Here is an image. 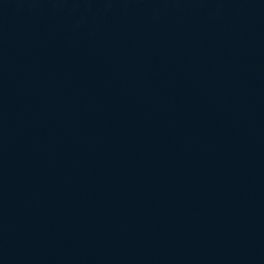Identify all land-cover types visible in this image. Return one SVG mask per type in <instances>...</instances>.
Here are the masks:
<instances>
[{
  "label": "water",
  "instance_id": "1",
  "mask_svg": "<svg viewBox=\"0 0 264 264\" xmlns=\"http://www.w3.org/2000/svg\"><path fill=\"white\" fill-rule=\"evenodd\" d=\"M0 264H264V0H0Z\"/></svg>",
  "mask_w": 264,
  "mask_h": 264
}]
</instances>
